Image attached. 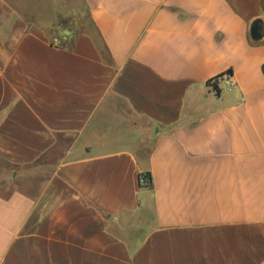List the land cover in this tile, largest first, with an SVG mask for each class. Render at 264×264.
Returning a JSON list of instances; mask_svg holds the SVG:
<instances>
[{"label": "crops", "instance_id": "obj_1", "mask_svg": "<svg viewBox=\"0 0 264 264\" xmlns=\"http://www.w3.org/2000/svg\"><path fill=\"white\" fill-rule=\"evenodd\" d=\"M263 65L264 0H0V264H264Z\"/></svg>", "mask_w": 264, "mask_h": 264}, {"label": "rangeland", "instance_id": "obj_2", "mask_svg": "<svg viewBox=\"0 0 264 264\" xmlns=\"http://www.w3.org/2000/svg\"><path fill=\"white\" fill-rule=\"evenodd\" d=\"M64 8H65V10L62 9V13L58 12L56 20L54 19L56 23L58 20L60 21L59 25H56V24H55L56 26H53L54 24L52 25L53 26L52 28H54L52 30L55 32L54 35L56 37H60L61 33L64 34L63 32H61L62 30H66V31H68L69 35H72V34H74V31H76L79 28H82L84 26V24L88 23L85 16L83 15V12H82L81 17L71 18V17H73V16H71V13L67 11L66 7H64ZM57 9L61 10V7L57 8ZM54 11H56V10H54ZM63 11H64V13H63ZM30 171L31 170L28 171L27 169H21L18 167H14V166H11L7 163L0 161V192H2V194H4V195H7L9 192H11L12 190H14L16 188L24 187V186H22L23 181H24V179L29 178L28 176L31 173ZM14 174H17V176L19 177V181L12 179ZM40 179H41V177L39 178L38 182H36V184H33V185L38 187L40 185V181H41Z\"/></svg>", "mask_w": 264, "mask_h": 264}, {"label": "built area", "instance_id": "obj_3", "mask_svg": "<svg viewBox=\"0 0 264 264\" xmlns=\"http://www.w3.org/2000/svg\"><path fill=\"white\" fill-rule=\"evenodd\" d=\"M208 85L211 91H213L216 95H219L223 89L234 88L235 82L233 81L231 72H226L211 79ZM140 183L144 187H149L151 185V179L146 176V174H142L140 176Z\"/></svg>", "mask_w": 264, "mask_h": 264}, {"label": "trees", "instance_id": "obj_4", "mask_svg": "<svg viewBox=\"0 0 264 264\" xmlns=\"http://www.w3.org/2000/svg\"><path fill=\"white\" fill-rule=\"evenodd\" d=\"M60 21L58 20L57 23L55 22L53 26L59 25ZM56 24V25H55ZM58 27V26H57ZM54 29V28H53ZM61 32L65 33L66 35L68 34V31L62 30ZM73 35V34H72ZM74 36V35H73ZM263 72H264V65H263ZM146 176H148L151 179V173H146Z\"/></svg>", "mask_w": 264, "mask_h": 264}]
</instances>
